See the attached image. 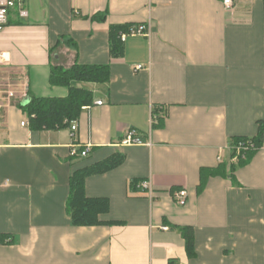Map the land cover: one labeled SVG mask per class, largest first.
I'll list each match as a JSON object with an SVG mask.
<instances>
[{
	"label": "crops",
	"instance_id": "obj_1",
	"mask_svg": "<svg viewBox=\"0 0 264 264\" xmlns=\"http://www.w3.org/2000/svg\"><path fill=\"white\" fill-rule=\"evenodd\" d=\"M28 17L0 29V82L26 97H64L51 64H106L77 130H31L17 103L0 122V264H264V140L232 177L201 168L231 163L230 139L264 128V0H26ZM97 15L96 17H93ZM149 25L109 53V26ZM52 50V52H51ZM136 65L142 68L136 69ZM21 88V87H18ZM97 101H102L101 105ZM25 125H21V122ZM128 131L141 143L121 144ZM72 144H90L84 157ZM115 152L119 166L85 179L106 197L101 218L119 225L73 226L69 176ZM149 180L154 195L136 183ZM185 189L179 205L171 191ZM193 229L189 257L179 228ZM166 227V229H163Z\"/></svg>",
	"mask_w": 264,
	"mask_h": 264
},
{
	"label": "trees",
	"instance_id": "obj_2",
	"mask_svg": "<svg viewBox=\"0 0 264 264\" xmlns=\"http://www.w3.org/2000/svg\"><path fill=\"white\" fill-rule=\"evenodd\" d=\"M94 15L93 17H96ZM21 23L18 19H9L8 24ZM132 24H113L109 26V53L111 57H122L124 52L120 33L127 31ZM52 52V50H51ZM109 80V67L106 64H79L74 63L70 67L51 64L49 72V84L61 86L68 90L64 97L30 96L26 104L19 103V107L28 118L29 127L34 131L62 129L72 120H77L82 108L91 105L93 93L78 83H105ZM264 140V128L262 122H258V130L255 136H238L230 139V158L236 155L235 148L239 143L251 145L242 149L236 161L220 164L217 168H201L199 172L200 192L207 179L211 176L232 177L234 170L244 165L250 159L252 153L262 147ZM125 160V155L115 152L109 157L96 163L75 169L69 176V193L66 201V213L73 226H97L119 225L122 221L105 220L101 217L109 212V200L106 197H90L85 192V179L91 175L105 173ZM185 240V249L189 257L194 255L193 229L189 226L179 228ZM5 235H0V243L9 242ZM168 264H179L176 260H170Z\"/></svg>",
	"mask_w": 264,
	"mask_h": 264
},
{
	"label": "built area",
	"instance_id": "obj_3",
	"mask_svg": "<svg viewBox=\"0 0 264 264\" xmlns=\"http://www.w3.org/2000/svg\"><path fill=\"white\" fill-rule=\"evenodd\" d=\"M223 6L226 9H232L235 7L236 3L239 0H221ZM28 9L26 7V0H0V29L4 28L9 23V19H18L23 20L28 17ZM129 35H150V27L149 25H133L127 31L120 33V40L123 42L127 36ZM136 69L142 68V65H136ZM21 87V88H18ZM27 87L22 85H18L16 82L5 81L4 83L0 82V122L3 118V110L14 104L21 103L23 99L26 97ZM102 101H97L98 105H101ZM25 122H21V125H25ZM69 130L71 135L73 136L77 130V120H72L69 125ZM141 139L134 136L132 131H128L125 137L121 140L122 145L130 144V143H141ZM90 144H86L84 147H80L77 144H72L70 154L72 156H81L84 157L87 155ZM251 145H244L239 143L236 148V155L232 157V161H236L238 159L239 154L242 149H247ZM136 187L139 191L147 193L149 198H152L154 195V190L152 184L149 180H141L136 183ZM172 198L179 204L184 205L187 198V191L185 189H178L171 191ZM166 229V227H163Z\"/></svg>",
	"mask_w": 264,
	"mask_h": 264
},
{
	"label": "water",
	"instance_id": "obj_4",
	"mask_svg": "<svg viewBox=\"0 0 264 264\" xmlns=\"http://www.w3.org/2000/svg\"><path fill=\"white\" fill-rule=\"evenodd\" d=\"M29 101V98L28 97H25L22 101V104H26L27 102Z\"/></svg>",
	"mask_w": 264,
	"mask_h": 264
}]
</instances>
